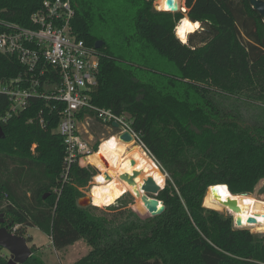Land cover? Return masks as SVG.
Wrapping results in <instances>:
<instances>
[{"label":"trees","instance_id":"1","mask_svg":"<svg viewBox=\"0 0 264 264\" xmlns=\"http://www.w3.org/2000/svg\"><path fill=\"white\" fill-rule=\"evenodd\" d=\"M72 1V31L90 46L104 40L91 102L130 115L169 175L157 197L166 208L138 221L124 212L129 201L111 216L80 206L94 169L74 164L63 182L59 112L33 98L1 123L0 227L18 225V235L38 227L56 249L84 239L91 250L73 264H264V229L236 228L219 211L264 179V17L250 0H186L204 29L183 43L175 28L184 14L159 10L154 0ZM43 2L0 0V18L30 26ZM24 70L0 51V80ZM9 109L0 95V117ZM31 248L22 264H46ZM0 264L19 263L0 246Z\"/></svg>","mask_w":264,"mask_h":264},{"label":"built area","instance_id":"2","mask_svg":"<svg viewBox=\"0 0 264 264\" xmlns=\"http://www.w3.org/2000/svg\"><path fill=\"white\" fill-rule=\"evenodd\" d=\"M75 16L72 0H44L42 8L31 15L30 26L0 18V51L16 56L25 68L16 77L0 80V95L7 96L10 102L9 111L0 117V124L24 110L33 98L53 101L52 109L60 115L55 132L63 137L65 145L64 183L74 164L84 168L92 165L96 170L85 160L103 141L96 144L90 137L91 129L97 124L104 127L103 136L115 135L122 141L125 140L120 135L130 132L132 141L148 151L133 128L129 114L119 115L91 102L90 92L98 83L100 53L96 46L88 45L72 31ZM39 122L46 125L43 116ZM113 122L119 127H114ZM55 191L60 190L55 188ZM227 210L232 213L230 208ZM234 222L239 228L236 218Z\"/></svg>","mask_w":264,"mask_h":264},{"label":"bare ground","instance_id":"3","mask_svg":"<svg viewBox=\"0 0 264 264\" xmlns=\"http://www.w3.org/2000/svg\"><path fill=\"white\" fill-rule=\"evenodd\" d=\"M156 1L161 10H169L166 0ZM178 3L180 9L186 13L188 8L183 6L180 0ZM185 21L189 22L192 30L185 26ZM196 25L199 27H195ZM201 27L200 21H193L185 14L183 20L178 24L176 34L183 43H187L189 35L202 29ZM182 28L184 29L183 38L180 34ZM85 161L98 168L101 174L100 178L108 174L110 176L108 180L94 185L91 188V195L87 199L88 202L99 207L112 206L127 190L132 189V186L120 178V174L124 172L134 174L138 186L147 182L149 185L163 188L166 184V174L140 144L138 145L134 141H122L115 135L103 139L99 149ZM226 203L231 208L236 220L242 221L243 226L251 229H264V196L235 194L231 200L228 197ZM143 206L148 210L145 205Z\"/></svg>","mask_w":264,"mask_h":264},{"label":"rangeland","instance_id":"4","mask_svg":"<svg viewBox=\"0 0 264 264\" xmlns=\"http://www.w3.org/2000/svg\"><path fill=\"white\" fill-rule=\"evenodd\" d=\"M186 0H180L181 4L183 6L186 5ZM154 5L157 6L158 9H161L158 2L156 0H154ZM186 7V6H185ZM187 8V7H186ZM185 16V14L188 15V13L186 12H182ZM179 24V21L177 23V25ZM191 34L189 35L190 38ZM102 40V39H101ZM104 41V40H103ZM189 41V39H188ZM104 127L100 126V125H95L93 127V129H91L90 131V137L93 138V142H95L96 144H99L100 141L106 137H108V134L103 136L102 132H103ZM115 132V131H113ZM139 145V144H138ZM146 150V149H145ZM147 151V150H146ZM149 153V151H147ZM150 154V153H149ZM151 155V154H150ZM152 156V155H151ZM153 160L155 162L156 159L152 156ZM83 162V161H82ZM84 163V162H83ZM158 166L160 167V169L166 174V184L165 186L162 188L164 189L167 185V179L169 178V175L162 169L160 163H157ZM93 168L92 165L89 166V168ZM92 177L91 180L89 181L88 185L85 187H82V192L85 194V196H90L91 195V188L98 184L99 182H104L106 179L108 180V177L103 176L102 178H100L101 174H97L96 170H92ZM109 175V174H108ZM96 176V177H94ZM141 189V186H138ZM24 189V187H22ZM134 191L133 189H129L127 190L117 201L115 204H113L112 206L109 207H99L96 205H89L88 201L84 202V206H95L97 207V209H92V211L95 214L98 215H103V214H109L111 216V214L113 212H115V210H113V207H119L122 205L123 202L125 201H129L128 205L126 207H124V212L126 215H131L132 217H134L136 220L138 221H142L143 219H145L146 217H148L150 215L149 211L141 204L139 203L138 200H140L142 194L144 193L142 191L141 195L139 197H134ZM208 192V190H207ZM228 193H230L229 191H226ZM252 195L255 196H264V179H262L256 186L255 190L253 193H251ZM259 194V195H258ZM207 195V194H206ZM150 196H154V197H158V195H153L150 194ZM206 197V196H205ZM220 212L224 213L225 215L231 216L233 219V224L235 225L234 222V216L231 212H229L226 208H221V210H219ZM19 227L18 225L13 227V230H15V228ZM25 233L24 236L25 237H32V241H28L30 247L32 245H35L37 247V251L36 253L46 262V264H73L74 262H76L78 259L82 258L83 256L87 255L90 250H91V246L88 245V243L84 240L81 239L79 241H77L75 244L67 246L63 249H56L52 243V239L51 236H49L47 233H45L44 231H42L41 229H39L38 227H25ZM240 229H244L247 231L251 230H261L259 228H254L251 229L249 227H243ZM6 250V249H5ZM7 251V250H6Z\"/></svg>","mask_w":264,"mask_h":264},{"label":"water","instance_id":"5","mask_svg":"<svg viewBox=\"0 0 264 264\" xmlns=\"http://www.w3.org/2000/svg\"><path fill=\"white\" fill-rule=\"evenodd\" d=\"M165 2H166L167 7L169 8V10H166V11H169L172 13L183 12V10L180 9L178 0H166ZM250 2H251L252 7L256 11H258L260 15L264 17V0H250ZM183 18L179 20V23L183 20ZM201 26H202V22H201ZM177 27L178 25L176 26L175 31ZM203 29L204 28H202V30ZM176 36L178 37L177 34ZM103 44H104L103 40H98L96 42V48H100ZM113 126L119 127L117 122H113ZM1 137H4V131H3V126L0 124V138ZM120 137L121 139L125 141H132V135L130 134V132H124L120 135ZM95 169L97 170V172H99L97 167H95ZM106 177H108V175H106ZM120 178L125 180L130 186H132L134 194L132 192L131 193L134 195V197H139L142 191L144 192L142 196V200L144 204L149 208V211H150L149 216H155V215L161 214L165 210L166 207H165L163 200H160L154 196H150V194L157 196L159 192L162 190V188L155 187V186L149 185V183L147 182H144L141 184V189H140L135 179V175L129 172H124L120 174ZM222 186L223 184H216L210 187L218 189ZM88 198L89 196H84L80 198L79 200L80 206L86 207L84 206V202H86ZM88 204L91 205V202H88ZM233 208L234 207L232 206V209ZM236 222L239 228L244 227L240 219L236 220ZM0 246L6 249L7 251H9V253L11 254L12 263L22 264L33 254L32 248L30 247L28 243V238L25 237L24 235H18L10 231L8 226L0 227Z\"/></svg>","mask_w":264,"mask_h":264},{"label":"snow or ice","instance_id":"6","mask_svg":"<svg viewBox=\"0 0 264 264\" xmlns=\"http://www.w3.org/2000/svg\"><path fill=\"white\" fill-rule=\"evenodd\" d=\"M184 23H185V26H187L189 30H192V26L189 24L188 21H185ZM195 27H199V25H196ZM183 31L184 29L182 28L180 32L182 38H183Z\"/></svg>","mask_w":264,"mask_h":264}]
</instances>
